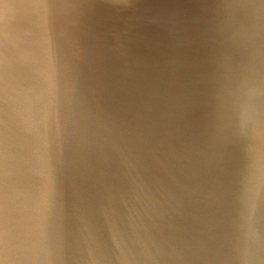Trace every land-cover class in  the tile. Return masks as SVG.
Instances as JSON below:
<instances>
[{
  "label": "water",
  "instance_id": "1",
  "mask_svg": "<svg viewBox=\"0 0 264 264\" xmlns=\"http://www.w3.org/2000/svg\"><path fill=\"white\" fill-rule=\"evenodd\" d=\"M0 264H264V0H0Z\"/></svg>",
  "mask_w": 264,
  "mask_h": 264
}]
</instances>
